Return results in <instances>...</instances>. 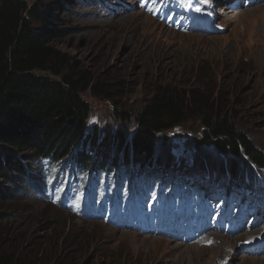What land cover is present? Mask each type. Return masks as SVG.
<instances>
[{"label": "rangeland", "instance_id": "rangeland-1", "mask_svg": "<svg viewBox=\"0 0 264 264\" xmlns=\"http://www.w3.org/2000/svg\"><path fill=\"white\" fill-rule=\"evenodd\" d=\"M26 2L49 10L57 20L61 34L52 46L64 56L63 68L72 74L85 70L90 85L99 80L104 86L98 94L83 92L90 106L86 128L124 129L129 135L136 124L120 119L119 111L139 112L158 88L183 97L187 114L181 125L166 133L171 152L163 160L166 165L160 161L148 168L145 183L137 182L142 170H133L131 164L118 177L116 169L112 175L103 172L88 181L85 174L78 179L63 171H46L54 168L37 161L25 184H19L25 189L1 178L5 191L0 196V227L17 238L19 249L34 257L32 250L43 251L46 241L57 256L59 248L69 251L75 244L78 264H264V194L260 193L264 185L257 177H264V169L251 168L257 185L251 192L245 190L247 174L212 180L190 160L204 113L217 109L264 153V15L252 14L255 6L238 0L191 5L184 0ZM101 9L121 14L142 11L154 29L153 45L144 47L125 36L113 39L112 35H120V23L99 15ZM237 12L251 16L239 20ZM192 14L202 19L197 21ZM87 22L104 25L92 27ZM188 24L205 29L193 30ZM211 153L221 158L218 151ZM157 179L159 192L149 184ZM245 191L249 194H241ZM163 225L165 232H156ZM216 235L232 239V245L211 244L209 237ZM158 238L169 243L165 249L149 245Z\"/></svg>", "mask_w": 264, "mask_h": 264}, {"label": "trees", "instance_id": "trees-1", "mask_svg": "<svg viewBox=\"0 0 264 264\" xmlns=\"http://www.w3.org/2000/svg\"><path fill=\"white\" fill-rule=\"evenodd\" d=\"M60 34L49 10L26 0H0V179L25 184L32 164L45 161L58 171L90 177L103 171L112 174L116 167L119 176L131 163L143 170L145 182L148 168L160 161L166 165L163 160L171 153L166 133L186 119L183 97L158 88L139 112L119 111L120 119L136 124L129 135L124 129L86 128L90 106L83 92L98 94L104 86L99 80L90 85L85 70L72 74L63 68L66 60L52 46ZM195 143L190 160L212 180L226 174L237 179L246 170L252 172L251 166L264 169L263 151L219 109L204 113ZM4 191L0 188V196ZM11 235L0 227V264H78L75 244L69 251L59 248L54 256L53 246L45 241L43 251L32 250L30 257Z\"/></svg>", "mask_w": 264, "mask_h": 264}, {"label": "bare ground", "instance_id": "bare-ground-1", "mask_svg": "<svg viewBox=\"0 0 264 264\" xmlns=\"http://www.w3.org/2000/svg\"><path fill=\"white\" fill-rule=\"evenodd\" d=\"M256 4L257 5L253 8L252 14L260 12L261 16H263L264 15V3L259 2ZM197 8H199V7L197 6ZM141 12L142 11L135 9V11L133 13L129 12L127 14H121L120 11H118V12H114V11L113 12H107L106 10L101 9V11L99 12V15H101L103 17H108L109 22H112L114 20L115 22H117L116 24L120 23V28L118 30L120 35L119 36H117V34L115 36L112 35L111 37L113 39H117V38H120L122 36H125V37L130 38V39L139 40L140 43L144 47H151L153 45L152 38H153V34H154V29L149 27V20L148 19H150V18L146 15L144 16L143 12L142 13ZM217 12H219V11H217ZM195 13H199V12H195ZM213 14H215V12H213ZM225 14H226V11L222 12V15H225ZM260 14L253 15L252 17L260 16ZM112 15H113V18H112ZM250 16H251L250 13H244V12H239L236 15V17H238L239 20H247ZM117 18H119V19H117ZM134 21H136V23L130 27L129 23H132ZM87 24L89 26H92V27H100V28L103 27V25H104L101 22H87V23H85V25H87ZM144 28H146L147 30L140 37L139 34H140L142 29L144 30ZM127 32H129L128 35H125ZM172 34H173V32H172ZM216 42H217V40H216ZM261 96L262 97L264 96V91L262 92ZM244 234H245V236L247 235L248 237L251 236L250 233H244ZM239 235H241V234H239ZM216 236L209 237L210 239H213V243H211V244H215V246L217 244V246H223L224 247V246H226V244L233 243L232 239L226 240L225 238L221 239L220 236H218V235H216ZM236 237L238 238V236H236ZM204 239H208V236H205ZM170 240H172V239H170ZM168 244L169 243L167 242V240H162V238L161 239L158 238L155 240H151L149 245L156 246L157 248L161 247L162 249H165V247L168 246ZM218 260H222V258H218Z\"/></svg>", "mask_w": 264, "mask_h": 264}, {"label": "snow or ice", "instance_id": "snow-or-ice-1", "mask_svg": "<svg viewBox=\"0 0 264 264\" xmlns=\"http://www.w3.org/2000/svg\"><path fill=\"white\" fill-rule=\"evenodd\" d=\"M156 0H153V3H155ZM184 2L188 3L189 5H191L194 2H202L204 4H210V0H184ZM196 12H200L201 9L200 8H196L195 9ZM209 243H211V241H209Z\"/></svg>", "mask_w": 264, "mask_h": 264}]
</instances>
